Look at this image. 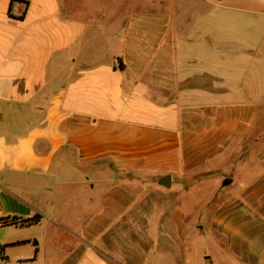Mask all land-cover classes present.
Wrapping results in <instances>:
<instances>
[{"label": "crops", "instance_id": "obj_1", "mask_svg": "<svg viewBox=\"0 0 264 264\" xmlns=\"http://www.w3.org/2000/svg\"><path fill=\"white\" fill-rule=\"evenodd\" d=\"M167 1L200 7L0 0V228L42 227L21 220L48 195L72 218L0 235V264H264V0ZM225 157L237 186L188 234L192 178Z\"/></svg>", "mask_w": 264, "mask_h": 264}, {"label": "rangeland", "instance_id": "obj_2", "mask_svg": "<svg viewBox=\"0 0 264 264\" xmlns=\"http://www.w3.org/2000/svg\"><path fill=\"white\" fill-rule=\"evenodd\" d=\"M227 3L246 6L249 8H257L259 4V0H227ZM87 6L89 10H92V11L94 10L95 12L96 11L97 12L104 11L107 13L110 12L112 15L113 13L121 14L124 12H128L129 10H140V8L150 9V10H163V11H174V10L184 11L193 6L200 7V3L199 2L177 3V2H172V1L168 2L167 0H165V6L155 4L154 6L152 5L149 7H145V4L143 6V4L137 2L136 0H133V1L131 0H90ZM114 20L116 22L120 21L119 19H114ZM224 159H225L223 160L224 163L221 165L223 168H220V169H223L222 172L220 171L219 172H208L206 170H201L197 175H195V177L192 178V183L195 181H200L199 182L200 185H198L197 187L195 186V188L194 187L190 188L185 195V200H186L185 205H186L187 214H188L186 231L188 234L193 233V229H195L197 225H202V232H207L209 234L210 229L208 225L205 224L204 222V218L207 215V210L205 211L200 210L203 203L205 201H208L210 198H212V204L208 210L210 212L220 202V200L222 199V195L227 194V192H229L231 189H235L237 186L238 176L235 178V183L232 186H227L225 188L223 187V183L227 178V175L225 174L231 172L233 168L230 160L227 157H225ZM109 169H113V172L117 174L116 176L120 180L127 179V178L128 179L134 178V176L124 174L122 172L115 170L114 168H109ZM239 170L240 169H238V173L240 174L242 171H239ZM104 176L105 175L101 173L99 176H97V178H99L100 181L103 182ZM97 178H94V179L96 180ZM50 198L51 197L49 195L46 198V200L48 199V203L45 202L46 200L39 203L40 211H41L40 214L42 215V219L44 218L43 219L44 221L46 220V218H54V217L55 219L57 217L58 219L59 218L72 219L70 216L71 213L68 212V214H66V212L64 211V209H66V207L69 205V203H67L68 201L62 202V203L59 202L58 203L59 205L57 204L58 205L57 211H53L52 208H50V204H51L49 200ZM56 214H57V217H56ZM197 218L199 222H197L198 221ZM44 221H43L42 227H38V226L31 227V228L3 227V228H0V235L3 237H17V238L21 237L22 239H29L33 237H36V239H40L43 237V233L46 228L44 227V225L46 224L44 223ZM47 225L48 223L45 226ZM207 238L208 237L202 236V238L200 239L203 241V243L206 242V245L201 244L202 241L196 243L195 248L197 249L198 252L201 251V252L211 253L215 251L213 245L207 242L209 239ZM21 248L22 249L28 248V246L21 247Z\"/></svg>", "mask_w": 264, "mask_h": 264}, {"label": "trees", "instance_id": "obj_3", "mask_svg": "<svg viewBox=\"0 0 264 264\" xmlns=\"http://www.w3.org/2000/svg\"><path fill=\"white\" fill-rule=\"evenodd\" d=\"M41 219H42V216L39 215V214H36L32 219L21 220V223H22V225L29 226V225H33V224L39 223ZM4 220H5L4 225H8V224H10V225H16V224H18V222H16L18 220V218H16V217H14L13 219H11L10 220L11 222H9V223H8V220L7 219H4Z\"/></svg>", "mask_w": 264, "mask_h": 264}, {"label": "water", "instance_id": "obj_4", "mask_svg": "<svg viewBox=\"0 0 264 264\" xmlns=\"http://www.w3.org/2000/svg\"><path fill=\"white\" fill-rule=\"evenodd\" d=\"M230 182H231V180H230L229 178H227V179L224 181L223 185L226 186V185L230 184ZM161 184L169 188V187L171 186V178H170V177L165 178V179L162 181Z\"/></svg>", "mask_w": 264, "mask_h": 264}]
</instances>
